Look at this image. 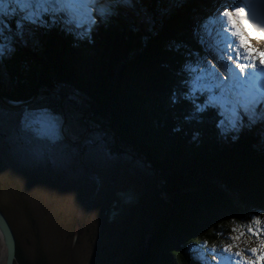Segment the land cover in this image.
I'll return each instance as SVG.
<instances>
[{
	"label": "trees",
	"instance_id": "1",
	"mask_svg": "<svg viewBox=\"0 0 264 264\" xmlns=\"http://www.w3.org/2000/svg\"><path fill=\"white\" fill-rule=\"evenodd\" d=\"M115 8L93 23L91 31L86 24L88 15H83L81 28L71 33L62 24L43 27L34 47L43 64L28 58L22 48L0 58V75L3 71L11 88L10 92L0 91V98L12 103L36 98L30 109L48 108L59 115L63 109L67 125L73 121L90 136L100 131L98 134L106 135L103 142L110 154L117 158L126 154L150 169L158 187L145 211L141 209L157 222V228L146 226L144 230L143 222L144 246L130 264H217L210 252L213 246L227 256L222 249L232 243L233 228H245L253 214L264 221V130L246 132L237 140L217 131L218 117L212 111L198 121L186 120L193 99L196 103L205 99L199 91L189 93L188 100L180 104L170 103L173 92L183 95L184 77L200 76L207 62L190 28L193 15L197 20L207 16L200 0L193 8L188 0H131L129 5ZM8 16L7 20L12 19ZM189 66H194L190 74L186 71ZM62 89L85 102L84 116L71 114L72 103L62 105L61 98H67L64 94L59 97ZM43 91L51 95L41 97ZM11 112L17 114L15 118L21 117V111ZM2 130L3 148H7L8 134ZM66 134L74 142L83 141L73 138L67 128ZM49 145L58 151L55 156L63 152L74 160L76 146L64 140ZM47 165L43 175L62 182L64 173ZM105 204L110 211L102 208L98 213L108 217L104 225L126 218L119 213L122 208L126 213L133 208L121 201L118 207L113 197ZM137 205H144V194ZM0 211L12 227L1 202ZM149 238L148 258L141 262ZM250 241L256 246L254 237H247V244ZM38 251L35 257L26 255L16 239L15 264H51L40 244ZM205 256L206 260L201 258ZM225 264H235L234 257Z\"/></svg>",
	"mask_w": 264,
	"mask_h": 264
},
{
	"label": "rangeland",
	"instance_id": "2",
	"mask_svg": "<svg viewBox=\"0 0 264 264\" xmlns=\"http://www.w3.org/2000/svg\"><path fill=\"white\" fill-rule=\"evenodd\" d=\"M204 2L207 16L194 19L190 28L202 46L208 47L206 61H211L208 59L211 57L209 48L215 47L218 61H222L226 67L225 58L219 54L220 48L223 47V35H216L213 26L208 24L206 31L205 29L201 31V35L203 34L206 40L200 41L199 31L195 29L199 20L207 23L206 20L217 7L215 0ZM9 17L7 14H0V20L6 21ZM42 30L43 27L26 30L29 42L26 47H21L28 54V58L39 64H43V59L34 53V47L39 44ZM4 35H8L7 31ZM231 39L236 41V38ZM245 40L251 48L264 51V34L247 29ZM189 68L192 69L194 66ZM218 69L216 68L221 75ZM0 76V84L3 86L0 91L10 92V84L3 71ZM60 93L59 97H63L62 94L67 95L65 100L62 98L63 106L72 103L69 104L71 114L73 112L76 116H84L86 104L80 97L68 89H62ZM0 105L5 106L1 102ZM4 109L13 117L17 114H13L11 110L21 111L20 116L24 112L23 109L16 110L6 106ZM66 128L73 138H83L73 151L74 160L63 152L55 156L53 153L56 150L49 144L25 143L18 138L14 120H5L3 129H6L8 134L6 139L8 147L0 151L2 187L0 202L12 221L15 238L20 241L23 251L28 256H32L31 254L37 256L40 244L51 264H130L135 261V257L144 246L141 242L142 224L146 219L144 211L153 191L158 187L152 172L126 154L119 158L110 154L105 148L107 142H103L106 135L98 134L100 131L90 136L88 132L82 133L83 130L73 121ZM45 165L56 173L61 170L64 173L62 182L50 181L49 177L43 175L42 169ZM134 183L137 185L135 186ZM141 194H144L142 206L137 205ZM111 197L118 202V207L120 201L133 204V208L127 213L125 208H122L119 213L122 216L126 215V218L117 223L115 219L113 226L104 225V218H108L105 212L101 217L98 215L102 208L109 210L107 208L114 205L111 203L108 207L105 204V201ZM249 222L245 228H238L245 232L242 240L246 243L239 242L241 249L253 246L251 241L247 244L249 235L246 228ZM156 223L147 219L146 226L149 229L157 228ZM234 260L240 264L238 258L234 257Z\"/></svg>",
	"mask_w": 264,
	"mask_h": 264
},
{
	"label": "snow or ice",
	"instance_id": "3",
	"mask_svg": "<svg viewBox=\"0 0 264 264\" xmlns=\"http://www.w3.org/2000/svg\"><path fill=\"white\" fill-rule=\"evenodd\" d=\"M129 2L130 0H0V14L12 16V19L0 20V58L15 55L19 48L27 46L29 35L26 30L54 28L62 24L71 33L81 28V11L87 9L86 24L89 25L88 31H91L90 26L114 12L116 5ZM215 2L217 7L210 14L207 23H202L201 26L211 24L215 34L224 37L223 47L219 50V54L226 60L224 75L217 72L216 65L211 61L203 63L200 69L202 74L191 80L185 76L183 95L173 92L170 103L177 105L187 101L189 93L193 91H199L201 95L206 93V99L202 103H196L193 99L191 110L185 119L198 121L205 113L212 111L218 117L215 124L217 131L239 140L246 132L264 130V51L251 48L245 40L247 29L264 33V19L246 15L248 0ZM18 11L24 14L15 15ZM6 31L7 36L4 35ZM231 38H236V41ZM209 54L214 59L218 58V54L211 50ZM186 71L190 74L193 70L186 67ZM228 115L230 119L226 118ZM6 119L16 121L20 140L36 145L58 143L64 123L62 116L55 114V110L43 108L35 112L25 111L17 119L0 105V131ZM3 147L0 135V151ZM232 232L235 233L230 236L232 243L222 249L227 256L221 254L215 246L210 249L217 264H225L230 257L238 258L240 264H262L264 239L261 237H264V221L260 216L253 214L246 228L247 234L255 238L256 246L241 249L239 242L246 243L242 240L245 232L238 228H233ZM203 243L207 248V241ZM234 248L237 250L233 252ZM201 258L206 260V256Z\"/></svg>",
	"mask_w": 264,
	"mask_h": 264
},
{
	"label": "water",
	"instance_id": "4",
	"mask_svg": "<svg viewBox=\"0 0 264 264\" xmlns=\"http://www.w3.org/2000/svg\"><path fill=\"white\" fill-rule=\"evenodd\" d=\"M181 1L183 2V0ZM188 1L191 5V8H193V6L196 4V0H188ZM200 1L203 4V6H206L204 2L205 0H200ZM246 10L248 16H255L257 19H264V0H253L251 3H249ZM192 19L193 20L195 19V15L192 16ZM48 94H49L48 91H43L39 93L40 96L48 95ZM35 100L36 98L24 103H12V102L4 101L2 98H0V101L6 107L16 110L23 109L24 112L27 110H31L30 106L34 103ZM39 110L34 109V111H39ZM60 115L62 116L64 123L62 128L60 129L61 139L59 141L64 140L73 146H78L81 143V141L74 142L66 134L67 119H66L65 111L63 109L61 110ZM147 219H148V215L146 216V219L144 221V230L146 228ZM150 242H151V238L147 240V246L144 249L143 255L140 260L141 262L148 258V249L150 247ZM15 263H16V238L10 223L8 222L5 215L0 211V264H15Z\"/></svg>",
	"mask_w": 264,
	"mask_h": 264
},
{
	"label": "bare ground",
	"instance_id": "5",
	"mask_svg": "<svg viewBox=\"0 0 264 264\" xmlns=\"http://www.w3.org/2000/svg\"><path fill=\"white\" fill-rule=\"evenodd\" d=\"M203 35V34H202ZM206 35V34H205ZM210 46V45H209ZM217 49V48H216ZM36 110H39V109H36ZM28 112H35L34 109H31V110H27ZM24 114V112H23ZM22 114V115H23ZM61 139V134L59 133V140ZM232 263V262H231Z\"/></svg>",
	"mask_w": 264,
	"mask_h": 264
}]
</instances>
